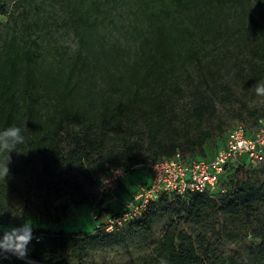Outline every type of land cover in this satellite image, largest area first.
<instances>
[{"label": "trees", "instance_id": "trees-1", "mask_svg": "<svg viewBox=\"0 0 264 264\" xmlns=\"http://www.w3.org/2000/svg\"><path fill=\"white\" fill-rule=\"evenodd\" d=\"M111 4L125 7L132 15L127 21L129 27L124 29L133 36L130 44L119 43L106 33L111 22L107 7ZM72 9L71 26L77 41L74 49L51 48L28 37L21 42L11 38L0 50V131L16 126L25 137L15 153L36 154L39 148L52 147L57 140L69 136V130L75 137L72 148L65 155L57 146L52 147L53 160H89L104 144L100 135L107 134L108 129L139 122L149 133L160 126L171 127L167 114L173 99L183 92L182 80L193 74L205 80L212 74L209 62L215 58L227 60V56L242 55L246 60L240 65L243 70L235 73L239 81L247 84L264 78V0H74ZM241 37L250 44L246 53L231 49ZM100 88L104 90L98 94ZM49 96L56 102V111L49 127L43 129L39 115ZM208 108L200 98L187 113L191 120L200 122ZM211 136L210 131H204L192 142V150L199 152L192 156L193 160L213 157L214 153L203 149ZM176 148L171 143L163 157L155 161L172 157L178 152ZM109 162V168L102 169L103 176L113 168L126 169L128 174L118 184L117 193L134 194L136 187L130 177L136 168H141L142 161L122 151ZM32 166L38 167L37 162ZM242 168L251 169L242 161L227 168L224 189L229 175ZM148 177L146 173L142 184ZM58 191L67 195L72 205L86 201L81 186L73 181H62ZM231 192L225 189L214 205L215 211L239 217L255 208L256 191L252 185L240 183ZM169 199L177 207H184L185 222L193 224L202 221L211 201L200 194L191 195L187 201L162 195L137 220L122 228H146L155 213L170 210ZM255 235L258 252L264 254V221ZM87 239L93 237L45 233L39 241L32 239L27 258L59 264L55 263L59 255L77 250ZM199 247L203 248V243ZM203 255L189 235L169 229L158 241L149 264H205ZM3 264L26 263L11 259Z\"/></svg>", "mask_w": 264, "mask_h": 264}, {"label": "rangeland", "instance_id": "rangeland-1", "mask_svg": "<svg viewBox=\"0 0 264 264\" xmlns=\"http://www.w3.org/2000/svg\"><path fill=\"white\" fill-rule=\"evenodd\" d=\"M73 4L74 0H0V50L11 38L21 42L22 38L28 37L38 43L49 44L51 48L74 49L77 41L71 26ZM107 8L111 20L106 26L108 37L130 44L133 36L124 29L129 27L127 21L132 17L131 13L117 4ZM238 42L231 49L239 53L248 52L250 44L247 38L241 37ZM47 57L50 58L49 55ZM225 58L227 60H210L212 74L205 80L196 78L194 74L184 77L183 92L173 99L168 110L167 120L172 123L171 127L160 126L149 133L139 122L133 126L108 129L107 134L100 135L104 144L89 160H53L52 147L57 146L65 155L72 148L75 137L69 130V136L57 140L52 147L39 148L36 154L9 153L10 174L0 180V224L12 228L28 221L32 224L34 237L39 239L45 233L93 237L77 250L59 255L55 262L59 264H149L154 248L169 229L189 235L198 252L205 253L202 256L205 264H264V254L258 252L255 235L264 221V163L251 169H238L226 180L227 192H234L244 182L256 191L255 208L239 217L215 211L214 205L220 195L210 197L209 208L199 224L186 223L184 207H177L172 199L167 202L170 210L155 213L146 228L140 226L133 230L132 227H125L109 235L94 232L96 222L88 214L97 185L104 177L102 169L109 168V161L119 152L126 151L142 163H151L155 162V158H162L173 143L184 158L192 159L199 154L197 149L192 150V142L204 131L212 134L203 145V149L210 154L223 148L228 132L234 127L242 126L253 134L256 120L264 118V97L255 93L256 83L264 81V78L247 84L239 81L235 73L243 70L240 65L246 61L244 56ZM98 90L99 94L104 89ZM200 98L209 108L202 120L195 122L187 112L190 105ZM55 105L53 96L45 98L39 115L41 128L46 129L51 124ZM7 155L0 154V163L6 161ZM36 162L38 167L34 168L32 165ZM136 169L130 177L135 183L134 188L142 184L146 174L143 168ZM62 181H73L81 186L86 201L81 205H72L69 197L58 191ZM2 235L0 231V237ZM199 243H203V248L199 247ZM25 263L42 264L33 259Z\"/></svg>", "mask_w": 264, "mask_h": 264}, {"label": "built area", "instance_id": "built-area-1", "mask_svg": "<svg viewBox=\"0 0 264 264\" xmlns=\"http://www.w3.org/2000/svg\"><path fill=\"white\" fill-rule=\"evenodd\" d=\"M241 161L250 168L264 163V118L256 120L253 134L242 126L232 128L223 148L208 160L186 159L176 152L170 158L140 164L139 167L149 177L145 184L137 186L129 198L117 193L118 184L125 179L128 171L113 168L121 170L114 172L111 169L102 178L90 202L88 214L96 222L94 232L112 233L134 222L162 195L175 196L182 201L189 200L193 194L209 197L222 195L225 192L223 180L227 168ZM11 259L18 258L6 253L0 256V264Z\"/></svg>", "mask_w": 264, "mask_h": 264}, {"label": "clouds", "instance_id": "clouds-1", "mask_svg": "<svg viewBox=\"0 0 264 264\" xmlns=\"http://www.w3.org/2000/svg\"><path fill=\"white\" fill-rule=\"evenodd\" d=\"M255 93L257 96L264 97V81L256 83ZM24 142L25 137L19 127L12 126L0 131V154H8L6 161L0 163V180H4L10 174L8 167L10 163L9 153ZM120 170L113 169L114 172ZM0 231L3 232L2 237H0V256L10 253L18 259L26 260L29 251L28 245L33 239L32 224L26 221L20 227L12 228H5L0 224ZM161 264H166V262L161 261Z\"/></svg>", "mask_w": 264, "mask_h": 264}]
</instances>
